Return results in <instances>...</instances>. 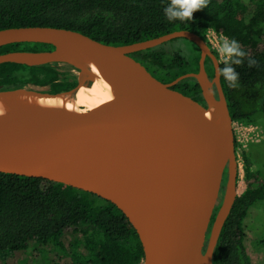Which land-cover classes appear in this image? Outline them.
<instances>
[{
	"label": "water",
	"instance_id": "obj_1",
	"mask_svg": "<svg viewBox=\"0 0 264 264\" xmlns=\"http://www.w3.org/2000/svg\"><path fill=\"white\" fill-rule=\"evenodd\" d=\"M176 39H187L199 47L197 74H187L165 84L132 56ZM20 43L49 44L55 49L6 53L0 55V65L59 63L84 75L87 70L70 49L89 47L106 57L108 86L76 109L0 118V172L41 178L111 202L136 230L143 246L144 264H200L202 259L213 264L223 226L240 195L234 121L221 76L217 74L220 61L208 43L187 30L124 46L105 44L61 28L0 30V47ZM207 58L215 66L212 80L206 74ZM191 77L198 81L206 103L174 89ZM209 87H214L216 94L208 95ZM78 88L79 84L75 90L64 93ZM32 91L41 95L62 94L33 87L0 90V96ZM209 96L216 105L210 103ZM136 124L148 131L158 145H165L158 125L188 132L196 145L190 167L183 170V161L172 152L159 168L150 172L144 168L149 177L146 184L120 176L113 133ZM64 143L73 144L79 151L85 164L83 177L71 178L56 161L55 151ZM158 145L154 143L157 148Z\"/></svg>",
	"mask_w": 264,
	"mask_h": 264
},
{
	"label": "trees",
	"instance_id": "obj_2",
	"mask_svg": "<svg viewBox=\"0 0 264 264\" xmlns=\"http://www.w3.org/2000/svg\"><path fill=\"white\" fill-rule=\"evenodd\" d=\"M169 0H0V30L53 27L73 30L99 42L124 46L177 31L198 34L206 42L210 30L235 39L248 54L239 72V87L221 85L234 123L264 128V0H208L192 20L169 22L163 13ZM49 44L20 43L0 47L14 51H52ZM220 60L219 54L213 51ZM132 56L159 81L167 84L200 70L201 51L187 39H176ZM249 58L257 61L249 68ZM59 63L27 66L0 65V90L45 88L50 94L78 87L74 68ZM224 65L220 61V68ZM206 74L215 66L206 60ZM175 90L206 103L195 78ZM243 150L246 190L236 198L223 226L213 264H254L246 244L244 223L264 203V160L260 146ZM238 144L236 142V151ZM239 158V155H237ZM255 165L263 169L253 170ZM225 193V192H224ZM219 208L217 209L218 212ZM62 248L71 264H144L140 238L114 204L78 189L44 180L0 172V258L24 255L31 247Z\"/></svg>",
	"mask_w": 264,
	"mask_h": 264
},
{
	"label": "bare ground",
	"instance_id": "obj_3",
	"mask_svg": "<svg viewBox=\"0 0 264 264\" xmlns=\"http://www.w3.org/2000/svg\"><path fill=\"white\" fill-rule=\"evenodd\" d=\"M70 51L76 56L80 65L87 70L90 81L88 84H79L76 91L59 95H41L40 92L32 91L31 93L0 96V106L3 110L0 118L38 111L76 109L89 98L100 94L108 86L109 69L105 55L89 47H78ZM208 100L216 105L212 97L209 96ZM158 126L160 129L158 127L157 131L167 148L163 144L158 145L148 131L138 124L113 133L115 158L120 176L146 184L149 182V177H146L144 168L148 172L159 168L167 160V155L172 152L183 161V170L190 167L193 151L196 148L190 134L175 127ZM154 143L158 145V148L154 146ZM55 159L71 178H80L85 175V164L73 144L60 145L55 151ZM200 264L210 263L202 259Z\"/></svg>",
	"mask_w": 264,
	"mask_h": 264
},
{
	"label": "rangeland",
	"instance_id": "obj_4",
	"mask_svg": "<svg viewBox=\"0 0 264 264\" xmlns=\"http://www.w3.org/2000/svg\"><path fill=\"white\" fill-rule=\"evenodd\" d=\"M221 37H224L221 33L210 31L208 33V45L212 51H216L217 41ZM220 61L222 58L219 56ZM64 68H72L68 65L61 64ZM77 75L79 84H88V74L80 75L77 70L72 71ZM85 77V78H84ZM87 77V78H86ZM35 89V88H34ZM216 94V89H215ZM264 121V120H262ZM236 141L238 144L237 155L238 159V194L241 195L247 188L249 179L245 176L244 163L241 157L243 150L249 151L253 144H263L260 146L259 155L263 154L264 160V128L254 126H237L235 127ZM264 166V165H263ZM263 169L261 165H255L253 170ZM264 181V175H262ZM220 208V207H219ZM246 229V244L250 256L254 264H264V203L260 204L251 210L249 217L244 223ZM0 264H71V259L65 255L63 249L60 248H48L46 250L39 249L37 246L31 247L24 255H18L15 257L6 256L0 258Z\"/></svg>",
	"mask_w": 264,
	"mask_h": 264
},
{
	"label": "clouds",
	"instance_id": "obj_5",
	"mask_svg": "<svg viewBox=\"0 0 264 264\" xmlns=\"http://www.w3.org/2000/svg\"><path fill=\"white\" fill-rule=\"evenodd\" d=\"M208 0H169V3L164 7L163 13L169 22L192 20L193 14L201 9L206 8ZM217 53L222 58L223 67L217 69V74L222 76L228 83V87H239V72L235 66H242L244 58L248 55L240 46L237 40L221 37L217 41ZM257 61L249 58L247 65L249 68L254 67ZM208 95L215 94V88L207 89ZM2 106H0V114H2Z\"/></svg>",
	"mask_w": 264,
	"mask_h": 264
},
{
	"label": "built area",
	"instance_id": "obj_6",
	"mask_svg": "<svg viewBox=\"0 0 264 264\" xmlns=\"http://www.w3.org/2000/svg\"><path fill=\"white\" fill-rule=\"evenodd\" d=\"M210 31H211V30H210ZM210 31H209V32H210ZM212 31H213V30H212ZM236 125H237V126H243V125H241V124L234 123V132H235V127H236ZM244 127H245V126H244ZM235 138H236V135H235ZM236 142H237V141H236ZM236 153H237V151H236Z\"/></svg>",
	"mask_w": 264,
	"mask_h": 264
},
{
	"label": "flooded vegetation",
	"instance_id": "obj_7",
	"mask_svg": "<svg viewBox=\"0 0 264 264\" xmlns=\"http://www.w3.org/2000/svg\"><path fill=\"white\" fill-rule=\"evenodd\" d=\"M220 61V60H219Z\"/></svg>",
	"mask_w": 264,
	"mask_h": 264
}]
</instances>
